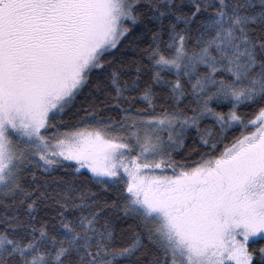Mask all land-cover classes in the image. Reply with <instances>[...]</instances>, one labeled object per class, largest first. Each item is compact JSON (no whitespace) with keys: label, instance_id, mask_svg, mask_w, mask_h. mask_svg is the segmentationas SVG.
<instances>
[{"label":"snow or ice","instance_id":"obj_1","mask_svg":"<svg viewBox=\"0 0 264 264\" xmlns=\"http://www.w3.org/2000/svg\"><path fill=\"white\" fill-rule=\"evenodd\" d=\"M0 264H264V0H0Z\"/></svg>","mask_w":264,"mask_h":264},{"label":"trees","instance_id":"obj_2","mask_svg":"<svg viewBox=\"0 0 264 264\" xmlns=\"http://www.w3.org/2000/svg\"><path fill=\"white\" fill-rule=\"evenodd\" d=\"M140 106H143V105H140ZM242 111H247V110H246V109H242ZM205 123L210 124L211 121L208 120V121H205ZM201 126L203 127V124H202ZM239 132H240V129H239V128H237V129H235L234 131L230 132V133H229V139H231V137H232L233 135H238ZM191 142H192L191 137H189V139H188V143L191 144ZM177 159H180V157H177Z\"/></svg>","mask_w":264,"mask_h":264}]
</instances>
